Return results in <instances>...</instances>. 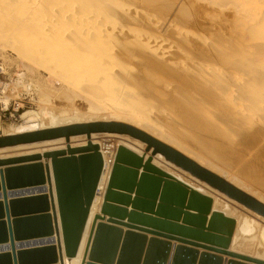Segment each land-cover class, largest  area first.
<instances>
[{
  "label": "rangeland",
  "instance_id": "1",
  "mask_svg": "<svg viewBox=\"0 0 264 264\" xmlns=\"http://www.w3.org/2000/svg\"><path fill=\"white\" fill-rule=\"evenodd\" d=\"M18 1L0 0V81L7 91L5 103L18 102L19 115L30 111L40 113L43 109L52 113L54 108L56 112L69 109L82 111L86 106L77 97L75 87H70L83 82V78L70 80L63 75L56 61L41 52L32 53L21 39L99 37L104 43L98 49L102 53L100 57L103 61L107 60L108 65H112L114 72L118 73L113 75L114 82H126L127 87L131 86L133 96L145 99L137 105L143 111L144 120L164 133L163 141L152 137L170 147L169 142H175L179 148L175 150L197 164L199 161L203 168L223 179L228 178L227 181L233 186L248 195L247 191L250 192L254 195L251 197L264 202V0ZM224 71L246 73L245 78L250 80L236 83L227 79ZM55 74H60L63 82L56 79ZM67 80L71 85L66 83ZM127 95H124L126 98L122 96L120 104L134 106V97ZM130 98L133 100L127 101ZM124 100L129 104L123 105ZM11 111L0 113V129L5 133L19 124L17 118L10 117ZM90 139L101 143L105 139L106 143L114 144L122 141L129 151L139 156L145 155L144 161L150 157V153H145V144L127 136L99 134ZM84 141L88 142L86 136L71 137L69 145L74 147ZM47 143L49 145L4 149L0 154L14 156L19 152L16 156H21L30 154L20 152L23 150L43 153L50 148L65 150L67 145L64 139ZM152 164L204 186L208 191L204 195L212 200L216 196L221 202L216 206L214 203L215 208L223 210L221 213L234 220L235 225L245 217L250 231L240 236L233 230L238 242L237 245L233 243L235 245L232 247H235L231 251L264 262V258L257 257L260 253L264 255V245L257 238L259 230L264 228L263 217L196 181L163 158L161 162L154 161ZM104 184L103 178L93 204L94 214L100 208L99 198L103 200L105 189L101 191V188ZM221 203L227 204V208L222 209ZM122 230L129 231L125 228ZM54 236L57 238L55 233ZM152 238L173 244L164 264H215L201 258V255L222 256L147 234L148 240ZM124 239L122 235L119 239L121 242H115L117 249L113 245L116 261L130 251V245L124 246ZM108 240L109 237L106 239L107 246ZM147 244L134 252L131 258L138 264H163L162 253L151 257L150 254L155 251L149 250ZM179 247L197 251L199 256L195 257L196 261H189L191 258L188 256L176 259L180 253L176 252ZM86 252L87 256L82 253L83 256L72 264H86ZM233 258H225L222 264H252ZM63 264H67L65 256Z\"/></svg>",
  "mask_w": 264,
  "mask_h": 264
},
{
  "label": "water",
  "instance_id": "2",
  "mask_svg": "<svg viewBox=\"0 0 264 264\" xmlns=\"http://www.w3.org/2000/svg\"><path fill=\"white\" fill-rule=\"evenodd\" d=\"M92 134L127 136L145 144V153H150V157L144 161L145 155L139 156L124 146L117 148L100 214L89 232L86 264H138L131 256L147 242L149 250L155 251L151 257L162 253L164 264L171 244L148 240L141 233L224 254L215 248H227L235 221L212 212L210 197L155 167L151 162L156 155L264 218V204L131 125L101 121L36 130L0 137V149L61 139L67 143L66 149L0 160V168H4L0 169V249L4 248L0 250V264H63L61 246L56 249L49 238L54 233L59 236V232L64 256L72 259L77 255L103 171L99 146L89 143ZM79 136H86L87 145H69L71 137ZM45 185L47 194L43 191ZM104 217L106 223H102ZM96 220L100 223L95 224ZM122 228L129 231L123 232ZM122 235L124 246L130 245V251L116 261L112 249ZM178 251L176 259L188 256L189 261H194L199 256L188 247H179ZM227 254L262 264L249 257ZM201 258L222 263L220 257Z\"/></svg>",
  "mask_w": 264,
  "mask_h": 264
},
{
  "label": "bare ground",
  "instance_id": "3",
  "mask_svg": "<svg viewBox=\"0 0 264 264\" xmlns=\"http://www.w3.org/2000/svg\"><path fill=\"white\" fill-rule=\"evenodd\" d=\"M17 2H19V1L17 0ZM98 38L97 37L96 38H90L89 37L88 39H82V38H74V37H29V38L21 39L27 46L30 47V49L32 50V53L41 52L42 54H44L45 56H47L51 60L56 61L58 63V65L61 66L60 70H63V75H65L66 77H69L70 80H71V78H73L75 80L79 79V78H83V82L76 83L75 85L72 84L73 86L70 84V82H68L69 80H67V82L66 81L65 82L67 84H70L71 85L70 87L72 89H74V87H75L74 90H77L76 91L77 92V97L80 98L81 102L84 103V105L86 103V106H85L84 110H82V111L76 110V109L75 110H70L69 109V111L68 110H63V111H57L56 112V111H54L55 110V108H54L55 106H53L54 109H52L53 110L52 113L46 112L44 109L41 110L40 113H34V112H31V111L22 113L21 115H19L17 117V119L19 121V124L13 126L10 129V132L5 133L4 131H2L0 129V137L13 136V135H18V134H22V133L33 132V131H36V130H43V129H50V128H55V127H62V126H66V125H72L74 123H89V122H92V121L100 120V121L123 122V123L130 124L131 126H133L135 128L137 127V128L142 129V131L147 133V134L149 133L148 135L154 136L155 138L163 141L162 140L163 139L162 135L164 133L162 131L156 129L155 127H153L151 125V122H147L146 120H144L145 117H143V115L141 114L143 111L141 112L140 111L141 109L137 106V105H139V102H143V100H145V99H143V97H139L138 95L137 96H133L130 93L132 88H130L131 86L127 87L128 84L126 82L125 83H122L123 81L122 82H119V81L118 82H114L115 79L113 80V77H115V76H113V75L115 73H117V72H114L112 65H110V64L108 65V63L106 62L107 60L103 61V59L100 57V55H102V53H100L98 49L104 43H103V41L100 38L99 39ZM149 40H150V37H149ZM4 41L5 40H3V42ZM10 42H11V40H10ZM3 46H5L4 43H3ZM17 56H18V58L20 57L19 55H17ZM47 57H45V58H47ZM105 63H107V65H105ZM208 64H207V66H208ZM225 71H226V69H225ZM225 71H224V74H226V77H228L227 79H230L231 81H234L236 83L237 82H243V80L245 81V79H246L245 77L247 76V75H245L246 73H244V74L243 73L242 74H239V73L237 74L236 73L235 74V73H231V72L230 73L229 72L226 73ZM119 73H120V71H119ZM55 75H57V74H55ZM122 75L123 74H121L120 77ZM240 75H242V76H240ZM49 76H51V78L54 77L52 75H49ZM56 79H60L59 81L63 82L62 78H60V74H59V76L57 75ZM73 79H72V81L74 82L75 80H73ZM121 79L123 80V78H121ZM247 79L250 80L249 78H247ZM247 79H246V81H248ZM76 81H78V80H76ZM116 81H117V79H116ZM76 85H78V86H76ZM100 91H101V93H100ZM129 93L131 94L130 96H129ZM132 93H134V91H132ZM124 95H127L129 97H131V96L134 97V100H135L134 102H135L136 105L135 104H134V106L128 105L129 107L122 106L121 105L122 103L120 104V99ZM132 100H133V98H132ZM132 100L130 98L127 101H132ZM72 102H74V101H72ZM134 102H131V103H134ZM126 103L127 102L125 101L123 103V105H125ZM127 104H129V103H127ZM47 108L49 109V107H47ZM49 111H50V109H49ZM8 130L6 129V131H8ZM156 131H158V132H156ZM93 135H99V134H92L91 137ZM106 135H110V134H106ZM165 139H164V141H166ZM106 142L107 141L105 139L103 140V143L95 142V141H93L91 139L89 141V143H91L93 145H98L99 148L101 149V151L103 149L107 148L108 144ZM85 143L86 142L84 141V142H82V143H80L78 145H73V146L74 147L85 146V145H87ZM169 143H170V145L173 148L179 149L175 142L174 143L173 142H169ZM42 144L49 145V143H42ZM33 145H40V144L36 143V144L20 145V146H17V147H28V146H33ZM118 145L125 147L126 144H124V142L120 141V142H118ZM10 148H15L16 149V147H10ZM10 148H1L0 152L5 151L4 149H10ZM43 150L44 149H42L40 151H43ZM62 150H64V149H62ZM51 151H58V150L54 149V148H50L48 151L46 150L45 152H51ZM20 152H22V153L23 152L24 153H29L30 152V154H25V155H23V154L21 155V153H20L19 155H21V156L42 154V152L41 153H37V152L33 153V150H29V149L28 150H23V151H20ZM45 152H43V153H45ZM18 153H16V154H18ZM16 154L14 156H16ZM14 156H13V154H4V155L0 154V160L11 159V158H14ZM21 156L17 155L16 157H21ZM102 157L104 158L103 155H102ZM161 158L162 157L159 156V155L154 156L152 158V163L154 161H156V162L160 161L161 162ZM197 162H198V164H201L199 161H197ZM41 163L43 164V162H41ZM105 165H106V163H105ZM0 169L2 170L4 168H0ZM104 169H105V167H104ZM168 173L170 175L176 177L177 179H179L180 181H182L183 183H185L186 185H188L189 187L195 189L197 192H199V193H201L203 195L205 194V192H208L207 189H205L204 186L197 184L192 179L183 178V176L177 174L174 171H169ZM109 176H110V172L108 174V172H105L104 170L102 171L100 179H99V183H98V186H97V189L99 187L101 179H103V178H104L105 184L101 188V191L106 189L107 184H108V180H109ZM225 180H228V178L225 179ZM196 181H198V180H196ZM243 190H245V189H243ZM39 191H42V190H39ZM43 191L47 194L48 188L46 186H44ZM31 192H38V190H33ZM243 192H245V191H243ZM24 193L25 194L29 193V191H25ZM247 193H249L250 196H254L253 194H251L248 191H247ZM215 197L213 199L212 212L213 211H217V212L221 213L223 210H221L219 208H217V209H219V210H217L215 208V206L217 204H220L219 202H221V201L218 200L217 197L216 198ZM96 198H97V196L94 198V200L92 202L87 224H86L84 230L81 233V241H80L79 250L77 252V255L74 258H72V259H67L66 258V263L67 264H72L73 262L76 261L77 258L80 259L81 255L83 256L82 253L85 254L86 251H89V248H90V244L89 243L91 242V241H89V232H90L91 225L93 223L94 218L96 216H99L100 209H101V208H99V210L96 211V212H98L96 214H94L95 212L92 211L93 204H94ZM101 200L102 199L99 198V205H100L99 207H101V205H102L101 204V202H102ZM257 201L261 202V199L259 198ZM214 203H215V206H214ZM261 203L264 204V202H261ZM221 205H222V203H221ZM224 208H227V204H225V203H224V205H222V209H224ZM228 209H230V208H228ZM239 221L240 222H237V224L235 225V229L234 230H236V233H238V235L243 236V235L247 234V232L250 231V230L247 228V226H248L247 225V219L245 217H242ZM104 222H107V218L106 217H104V220L102 221V223H104ZM97 223H100V221L96 220L95 224H97ZM135 232H137V231H135ZM234 234L235 233L233 232V234L230 237L229 244H228L227 248H225V249L215 248L216 250L218 249L217 251H221L222 250L224 252V254H221L222 255L221 256L222 263H224V261H226L225 258H229V255L227 253H232L231 250L234 249V247H235V246L232 247V245H235L233 243L238 242V240L234 238ZM146 237H147V234H146ZM151 237H152V235H151ZM49 238L52 240V245L53 246L55 244H56V247L61 246L62 257L64 259L62 237H61L60 232H59V236H57V238H55L54 234H52V236L49 237ZM49 238H47V239H49ZM257 238L264 245V228L259 230ZM119 242H121V241L119 240ZM172 242H177V241H172ZM201 245H203V244H201ZM236 245H237V243H236ZM114 247L117 249V247L115 245H114ZM206 247L208 248V246H206ZM2 249H4V248H2ZM2 249H0V250H2ZM203 250L206 251L207 249H203ZM115 251L117 252V250H115ZM212 252L210 251V253H212ZM145 253H144V255H145ZM235 253H237V252H235ZM257 257L264 258V255L260 253V254L257 255ZM166 258H167V256H166ZM194 260L196 261V259H194ZM154 263H155V261H154ZM251 263L254 264L252 261H251ZM79 264H80V262H79ZM173 264H175V263L173 262ZM194 264H195V262H194ZM262 264H264V262H262Z\"/></svg>",
  "mask_w": 264,
  "mask_h": 264
},
{
  "label": "built area",
  "instance_id": "4",
  "mask_svg": "<svg viewBox=\"0 0 264 264\" xmlns=\"http://www.w3.org/2000/svg\"><path fill=\"white\" fill-rule=\"evenodd\" d=\"M1 66H0V77H1ZM6 88H4V86L1 84L0 81V113L5 114L6 112H8L9 109H11V114L10 117L11 118H17L19 116L18 112H19V108H20V104L18 102H13L12 104L8 103V101L5 103V99H6ZM108 146L106 149H103L100 153L101 155L104 156L103 159V170L105 172H109L111 171V168L114 164V158H115V154H116V150L118 147V144H114V143H107ZM106 165H105V163ZM105 167V169H104Z\"/></svg>",
  "mask_w": 264,
  "mask_h": 264
}]
</instances>
